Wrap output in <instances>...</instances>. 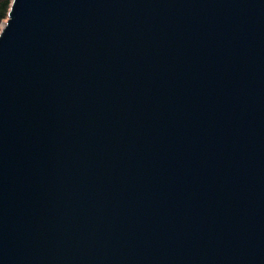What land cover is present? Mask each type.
<instances>
[{"label": "water", "instance_id": "95a60500", "mask_svg": "<svg viewBox=\"0 0 264 264\" xmlns=\"http://www.w3.org/2000/svg\"><path fill=\"white\" fill-rule=\"evenodd\" d=\"M0 264H264V0H12Z\"/></svg>", "mask_w": 264, "mask_h": 264}, {"label": "trees", "instance_id": "16d2710c", "mask_svg": "<svg viewBox=\"0 0 264 264\" xmlns=\"http://www.w3.org/2000/svg\"><path fill=\"white\" fill-rule=\"evenodd\" d=\"M12 0H0V21H5L8 19V12L11 6ZM0 27V31H1Z\"/></svg>", "mask_w": 264, "mask_h": 264}, {"label": "rangeland", "instance_id": "374dc122", "mask_svg": "<svg viewBox=\"0 0 264 264\" xmlns=\"http://www.w3.org/2000/svg\"><path fill=\"white\" fill-rule=\"evenodd\" d=\"M4 25V21H0V27Z\"/></svg>", "mask_w": 264, "mask_h": 264}]
</instances>
